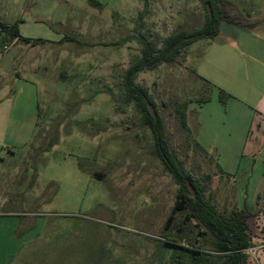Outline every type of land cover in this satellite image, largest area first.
Returning <instances> with one entry per match:
<instances>
[{"label": "rangeland", "instance_id": "obj_1", "mask_svg": "<svg viewBox=\"0 0 264 264\" xmlns=\"http://www.w3.org/2000/svg\"><path fill=\"white\" fill-rule=\"evenodd\" d=\"M1 1L11 10L10 16L0 14L2 22L48 43L4 46L0 40L7 58L0 82L12 90L8 97L0 93V106L13 107L10 133H28L31 98L38 117L34 135L14 148L0 182L13 196L10 214L0 217V264H173L172 254L182 251L163 244L170 231L184 237L186 247L212 250L195 223L178 224L180 215L167 230L179 186L157 157L144 115L127 102L123 85L125 71L141 55L134 38L139 24L161 48L178 31L204 27L202 1L95 0L101 8L89 0ZM222 1L224 11L264 25V0ZM201 53L196 41L178 64L139 73L135 82L155 101L183 168L211 176L207 196L230 212V182L211 155L194 148V134L176 113L183 102L203 98L206 86L195 73ZM9 68L12 76H5Z\"/></svg>", "mask_w": 264, "mask_h": 264}, {"label": "crops", "instance_id": "obj_2", "mask_svg": "<svg viewBox=\"0 0 264 264\" xmlns=\"http://www.w3.org/2000/svg\"><path fill=\"white\" fill-rule=\"evenodd\" d=\"M233 13L243 25L223 21L217 37L199 41L202 53L195 73L214 89L208 103L189 105L188 126L196 142L212 156L219 175L230 182L233 208L249 214L246 222L253 246L246 250V264H264V25L259 18L245 20ZM0 14L11 15L10 7L1 0ZM2 52L0 78L7 63L6 52ZM4 75L12 76V70ZM4 84L0 82L1 87ZM3 89L10 88H1L2 96L12 95L11 89L9 93ZM219 89L231 95L225 105L219 101ZM32 100L30 108L26 106L28 133L23 128L10 133L13 107L0 106V182L10 157L15 156L14 148L25 144L36 131L38 117L33 116ZM192 105L195 107L190 109ZM12 198L0 184V217L10 214Z\"/></svg>", "mask_w": 264, "mask_h": 264}, {"label": "trees", "instance_id": "obj_3", "mask_svg": "<svg viewBox=\"0 0 264 264\" xmlns=\"http://www.w3.org/2000/svg\"><path fill=\"white\" fill-rule=\"evenodd\" d=\"M93 6L101 8L102 4L95 0H89ZM206 11V22L202 29L191 34L178 31L166 38L161 48L155 45L142 34L143 25L139 24V29L134 37L141 46V55L135 60L123 75V85L127 102H135L136 106L144 115V124L150 129L155 143L156 155L163 164L165 170L171 175L175 183L179 186L177 200L166 221L169 231L177 224V216L182 217L178 224L190 226L195 223L197 229H201L198 234L203 236L204 242L212 247V250H204L203 247L192 248L183 245L184 237L174 235L171 231L164 234L163 244L172 248L180 249L182 253L172 254L170 263L173 264H246L248 255L246 250L253 244L248 234L247 219L249 214L233 208L230 212L226 208L219 210L213 200L207 196L211 190V176H198L193 172H187L178 159L171 151L165 134V127L159 115L157 105L148 91L137 85L135 80L139 73L154 71L164 64H178L183 58L186 48L200 40L214 39L219 35V25L221 22L243 25L234 13L222 9V0H201ZM209 4L212 17L209 16L206 5ZM0 40L2 45L23 43L35 46L37 44L48 43L42 39H32L23 37L20 34L17 24H9L0 20ZM63 41L79 43L71 36H64ZM200 78V77H199ZM205 84L203 98L197 102L185 101L177 109L182 127L192 133L188 126V107L190 104H205L211 99L214 86L203 78ZM231 95L219 89V101L225 105ZM151 103L155 108L157 120L148 110L147 104ZM53 143H50L49 147ZM194 148L209 155L201 146L193 140ZM47 148L45 150H47ZM210 156V155H209ZM187 183L192 185L196 192L193 197L188 189Z\"/></svg>", "mask_w": 264, "mask_h": 264}, {"label": "water", "instance_id": "obj_4", "mask_svg": "<svg viewBox=\"0 0 264 264\" xmlns=\"http://www.w3.org/2000/svg\"><path fill=\"white\" fill-rule=\"evenodd\" d=\"M206 7H207V11H208L209 16L212 17V11H211V8H210L209 4H207ZM147 106H148L149 112L154 117V120H157V116H156V113H155L153 105L151 103H148ZM187 186H188L189 191L193 195V197L196 198V192H195L194 188L192 187V185L187 183Z\"/></svg>", "mask_w": 264, "mask_h": 264}]
</instances>
